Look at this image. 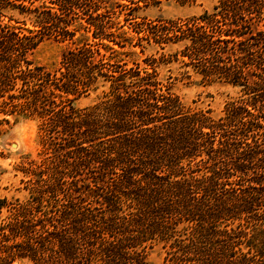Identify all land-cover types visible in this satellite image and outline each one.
I'll return each instance as SVG.
<instances>
[{"label": "trees", "instance_id": "trees-1", "mask_svg": "<svg viewBox=\"0 0 264 264\" xmlns=\"http://www.w3.org/2000/svg\"><path fill=\"white\" fill-rule=\"evenodd\" d=\"M38 1L0 0L1 105L39 119L42 146L28 196L0 198V264H150L160 243L174 264H264V0L146 23L130 44L163 52L133 66L108 61L102 42L124 48L110 40L118 15L132 24L162 0ZM6 6L32 29L2 23ZM51 37L69 43L55 67L33 58ZM173 65L241 96L219 117L187 105L161 77Z\"/></svg>", "mask_w": 264, "mask_h": 264}, {"label": "rangeland", "instance_id": "rangeland-1", "mask_svg": "<svg viewBox=\"0 0 264 264\" xmlns=\"http://www.w3.org/2000/svg\"><path fill=\"white\" fill-rule=\"evenodd\" d=\"M44 1L47 0H39L36 5L46 3ZM180 1L162 0L161 4L148 7L140 4L139 8L132 12V16L135 17L132 24L125 23L124 19L127 15L124 13H127V10L122 11L116 21L119 24L111 29L114 35L110 40L125 45V47L120 48L114 45L113 42L104 40L101 52L106 54L108 61L111 63H126L128 66H133L134 63L144 65L142 60L145 57L152 54L156 55L157 51H163L158 46H148L145 41H143V45H145L143 53L139 47H133L134 44H130V39L134 36L133 43H135L137 35L133 32L134 30L145 28V24L150 21L186 20L203 15L205 12L213 13L220 0H189L185 3ZM48 6L50 5L48 4ZM1 12L3 15L1 17L2 23H11L23 29H32L29 17L20 15L13 7L6 6ZM25 23L26 25H24ZM123 24L126 26L121 27ZM69 29L72 31L77 30L75 45H82L86 40V38L81 37L85 33L83 29L76 25L70 26ZM140 36H142V33ZM68 44V41H62L54 37L46 38L35 50L33 58L37 63L48 67L58 66L62 52L69 46ZM105 46L111 49L104 48ZM176 48V46L167 47V51H174ZM171 68L172 72L167 67L159 71L164 79L169 75L173 76V91L180 96L185 104L202 110H210L214 117L222 116L227 103L241 96L239 88L223 80H204L202 76L194 74L192 71L189 73L190 77L187 78L183 77V73L188 69L179 68V65H173ZM102 90L104 88L100 87L98 91L81 97L75 101L74 105L80 109L92 105L101 95ZM1 104L2 100H0V198L23 199L28 196L26 182L32 177L26 172L25 168L28 162H39L42 159L40 155L42 152L40 121L37 118L12 113L9 107ZM168 251L169 249L164 247L163 244L156 245L148 253V262L150 264H174L168 260ZM13 264L31 263L24 260Z\"/></svg>", "mask_w": 264, "mask_h": 264}]
</instances>
